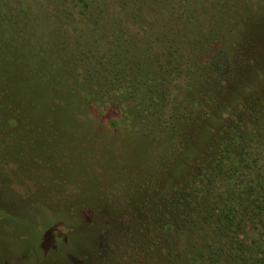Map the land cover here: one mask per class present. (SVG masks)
<instances>
[{"label": "trees", "instance_id": "obj_1", "mask_svg": "<svg viewBox=\"0 0 264 264\" xmlns=\"http://www.w3.org/2000/svg\"><path fill=\"white\" fill-rule=\"evenodd\" d=\"M19 1L4 0L5 9L0 10V79L14 80L13 89H42L38 71L51 69L55 78L49 87L54 92L63 86L69 89L73 101L69 104L75 106L74 100H79L77 111L82 113L87 104L80 98L85 94L96 110L114 88L130 89L119 97L113 93L111 101L141 98L133 107L137 138H143L158 156L154 169L149 163L147 171L156 176L159 170L164 179L161 187H152L147 200L144 189L136 188L124 206L136 213L137 208H153L160 195L169 194L163 201L164 218L153 226L166 244L161 262L264 264V120H251L240 109L246 95L236 88L238 77L229 80L223 72L208 79V68L194 70L198 66L189 56L183 62L184 55H176L178 46L187 43L193 58L195 42L177 17L171 15L161 25L163 18L149 9L146 0H139V5L156 22L133 14L132 20L122 23L127 18L124 12H114L110 18L105 11L113 3L97 6L87 0H68L71 7L60 11L56 23H48L38 9ZM260 4L243 12L247 21L260 14L264 6L259 8ZM217 20L205 16L211 32L216 33ZM65 21L73 25L72 47L60 31L59 22L69 26ZM160 42L167 47L161 53L165 58L153 62L154 66L148 54ZM5 88L12 89L0 82V89ZM45 96L56 99L52 92L38 94L41 108ZM155 96L158 102L152 113H148L152 107L145 112L136 108ZM30 107L24 104L22 113H30ZM263 107L264 103L257 112ZM234 110L238 112L231 117Z\"/></svg>", "mask_w": 264, "mask_h": 264}, {"label": "rangeland", "instance_id": "obj_2", "mask_svg": "<svg viewBox=\"0 0 264 264\" xmlns=\"http://www.w3.org/2000/svg\"><path fill=\"white\" fill-rule=\"evenodd\" d=\"M20 1L38 9L48 23H56L60 11L71 7L68 0ZM87 1L97 6L104 1L113 3L105 11L110 18L114 12H124L127 18L122 23L132 20L133 14L149 23L157 21L143 12L139 0ZM146 2L163 18L161 25L171 15L177 17L195 42L193 58L187 43L178 46L176 55H184L183 62L189 56L198 66L194 70L208 68V79L223 72L229 80L238 77L236 88L246 95L240 109L251 120H264V107L257 112L264 103V0ZM259 3L260 14L254 13L247 21L243 12ZM5 6L0 0V10ZM209 15L218 19L216 33L205 23ZM67 23L69 26L59 22L60 31L72 47L73 25ZM166 48L160 42L159 48L149 52L150 62L164 59L161 53ZM108 50L113 52V48ZM37 75L42 89H13L14 80L0 79L1 85L12 88L0 89V264H163L165 240L153 226L163 220V201L169 194L160 195L153 208H137V214L124 206L136 188L144 189L147 200L152 187H161L164 179L159 170L156 176L147 171L149 163L154 169L158 156L143 138H137L133 107L141 98L111 101L112 95L119 97L130 89L114 88L96 110L85 94L80 98L87 104L82 113L77 111L79 100H74L75 106L69 104V89L63 86L54 92L49 87L55 78L53 70H40ZM45 91L56 99L45 96L41 108L38 94ZM156 102L155 96L149 104L136 108L145 112L152 107L150 114ZM24 104L31 105L30 113H22ZM195 162L193 170L198 167L197 158ZM194 179L198 187L197 175Z\"/></svg>", "mask_w": 264, "mask_h": 264}]
</instances>
